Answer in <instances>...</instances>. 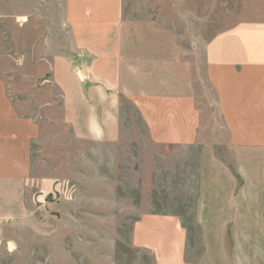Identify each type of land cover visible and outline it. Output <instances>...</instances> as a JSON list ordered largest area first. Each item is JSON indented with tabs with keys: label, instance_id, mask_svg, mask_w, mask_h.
Masks as SVG:
<instances>
[{
	"label": "crops",
	"instance_id": "obj_1",
	"mask_svg": "<svg viewBox=\"0 0 264 264\" xmlns=\"http://www.w3.org/2000/svg\"><path fill=\"white\" fill-rule=\"evenodd\" d=\"M74 2L66 0L61 7L74 14ZM179 3L106 0L81 22L91 32L86 40L75 30L76 20L69 15L59 20L62 49L54 58L62 67L71 60L69 66L89 80L84 99L72 91V130L88 144H104L102 153L92 149L88 156H104L112 181L130 154L125 152L128 140L143 137V130H128V102L149 143V153L142 149L141 158L156 161L142 162L136 172L154 171L162 147L167 149L166 170H188L185 188L189 182L192 188L195 178L191 214L196 234L191 235L198 241L189 239L185 218L174 208L138 215L134 245L149 251L155 264H264V0H182L187 27L220 28L204 41L201 53L157 52L139 46L141 36L129 40L133 36L127 28L133 23L128 22L135 20L137 26L149 18H129L127 11L158 9L162 14L167 5L169 12L177 11ZM27 11V0H0V29L27 28ZM113 28L115 39L105 31ZM49 38L43 40L40 59H52ZM112 42L115 46H106ZM130 43H136L133 50ZM17 105L0 69V246L8 244L9 231L27 216V191L29 198L37 191L39 201H46L62 189L59 176L33 174V148L44 121Z\"/></svg>",
	"mask_w": 264,
	"mask_h": 264
},
{
	"label": "rangeland",
	"instance_id": "obj_2",
	"mask_svg": "<svg viewBox=\"0 0 264 264\" xmlns=\"http://www.w3.org/2000/svg\"><path fill=\"white\" fill-rule=\"evenodd\" d=\"M28 1L27 8L31 7V12L27 11V28L17 24L0 29V69L19 109L44 121L39 142L33 148V174L59 176L62 189L46 201H39L37 191L29 198L30 191H27V216L17 221L9 231L5 241L8 244L0 246V264H155L153 255L136 247L133 242L138 215L148 209L167 212L174 208L185 218L189 239L198 241L197 235L195 238L191 235L196 234L191 214L194 205L191 194L192 190L194 194L196 182L191 178L192 188L190 182L185 188L188 170L183 171L182 166L177 167L175 174L166 170L167 149L160 147L157 168L136 172L142 162L154 165L156 161L147 158L149 155L141 158L148 141L131 104L127 102L126 106L128 130H143V137L140 135L141 139L134 137L128 140L125 152L130 154L122 166L123 171H119L112 181L108 180L104 156H88L92 149L102 153L104 144H88L73 133L69 107L72 91H80L82 98L83 94L88 95L89 80L87 74L83 75L69 66L71 60L65 62V67L55 60V54L62 49L59 42L62 30L56 26L64 15H69L70 19L77 21L75 30L78 35L86 40L91 32L88 25L81 22L91 19L88 18L91 12H88L106 0H75L72 3L74 14L71 9L66 11L61 7L67 4L66 0H31L32 4ZM178 1L177 11L169 12L167 5L162 14L158 9L148 14L147 11H127L129 18H140L141 15L149 18L145 17L143 23L138 20L137 26L135 20L128 22L133 23L127 28L128 34L133 36L129 40L135 41L137 35L141 36L139 46L157 52L171 54L181 50L201 53L204 41H208L220 28L187 27L183 20L184 4L182 0ZM105 31L115 39V28ZM103 33L96 32V35ZM46 37H50V43L46 45L47 56L52 59L38 57ZM196 40L201 43L196 44ZM129 45L133 50L136 43ZM106 46L115 45L112 42ZM81 47L87 49L83 44ZM63 85L68 88V95L61 88ZM80 120L83 122L82 114ZM149 151L143 152L147 154ZM89 161H95L94 167L88 166Z\"/></svg>",
	"mask_w": 264,
	"mask_h": 264
}]
</instances>
